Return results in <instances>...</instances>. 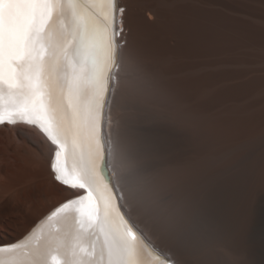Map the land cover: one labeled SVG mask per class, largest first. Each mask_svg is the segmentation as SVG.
<instances>
[{
  "label": "snow or ice",
  "instance_id": "snow-or-ice-1",
  "mask_svg": "<svg viewBox=\"0 0 264 264\" xmlns=\"http://www.w3.org/2000/svg\"><path fill=\"white\" fill-rule=\"evenodd\" d=\"M123 11L117 0H0V124L37 126L54 146L56 181L83 193L48 217L57 226L47 234L0 247V264H172L130 222L103 172L110 90L135 98L156 88L139 63L114 72ZM128 197L133 213L166 228L162 198L134 189Z\"/></svg>",
  "mask_w": 264,
  "mask_h": 264
},
{
  "label": "rangeland",
  "instance_id": "rangeland-1",
  "mask_svg": "<svg viewBox=\"0 0 264 264\" xmlns=\"http://www.w3.org/2000/svg\"><path fill=\"white\" fill-rule=\"evenodd\" d=\"M228 1L225 0L224 11L229 15L233 14L232 16H235V13L240 15L238 14L239 11L242 12L241 16L236 17L241 18V21L245 23L241 25L246 26L247 21V31H245V28H239L237 21L230 22L227 20L225 23L212 18L208 20L204 15L201 17L202 12L198 10V7H195L196 12L192 11L195 0H131L132 8L134 10L141 8L144 11L146 20L151 25L147 24L148 27H146L147 25L146 28L143 27L142 36L137 33L141 39L137 37L134 41L136 43H133L136 47L131 46V62L127 65V71L125 70L123 75L132 72L134 65L139 63L144 72L154 81L156 88L145 87L138 92L135 98H129L127 94L120 93L119 98L120 111L118 117L120 118V129L118 142L121 145L120 149L129 148L128 151H125L128 153L126 154L129 158L132 157L130 160L134 159L131 160L130 169L132 171L134 169L135 178L139 174L142 176L146 172L148 173L149 170L147 169L153 168L158 163L163 168L167 166L170 151L166 136L169 131L167 129L170 127H167V125L170 123L173 113L177 112L183 116L189 108H197L199 105L202 106L204 102L205 104L202 107L203 109L207 107L211 141L215 149L223 150V154L226 155L224 163L228 167L227 177L231 174L235 175L240 170L239 167L242 165L243 158L247 159L246 174L243 177L244 187L242 189V192L245 191L249 196L247 197V194L243 192L242 196L246 200H243V197L238 198L240 196L235 191L236 187L232 182H228V185L224 187L225 189L218 184L219 186H213L214 189L212 187L211 190L209 188V190L199 192L197 193L199 197L196 199L194 197L197 195L193 194L190 189H186L189 195H196L191 198L194 200H192L193 206L195 200H197L196 209L194 206L193 210L196 214H199L198 218L201 220L202 231L200 233L206 234L205 236L200 234V237L206 238L203 244L206 241V245L208 241L207 246H202L206 253L203 252L202 255L200 251L194 252L195 255L200 253L198 256L200 258L202 255V260L203 257L205 259L203 261L200 259V261L197 256V260L195 259L196 264L240 263L241 258L238 256L242 254L237 243L239 207L241 206L239 199L243 200L242 206L248 203L249 206H246L247 211H249L250 206H253V208L256 206V215L260 219L259 222L264 220V0H246V2L245 0H231L233 5ZM197 2L200 1L197 0ZM243 2L251 3L247 4V7L250 5L249 9L245 6V3L242 4ZM234 3H238V6L235 7ZM242 5L246 8H243ZM189 7L193 8L189 9ZM240 8L241 10H239ZM187 10L194 16L189 15ZM229 10L233 13L231 12V14ZM245 11L249 13H245ZM133 14L132 12L131 16ZM148 14L154 15V19L150 20ZM243 14H245V17ZM185 18L196 23H209V26L228 37H225V40L223 36L224 40L220 38L219 41L221 40V42L216 41L215 44H212L210 51L196 54L189 50L190 48H187L185 42L184 34L186 30L184 23L180 21ZM250 18H253V20ZM229 22L232 24L228 25ZM249 23L251 28L248 26ZM256 28L257 30H255ZM248 30L251 31L249 32L252 39ZM245 32H248V35ZM261 33L263 34L261 35ZM198 74L201 75L202 79L199 78L200 76L197 77ZM196 77L201 81H198ZM194 84H197L204 92L206 91L205 95L207 94V97L203 99L205 101L202 103V100L197 96L198 94L193 93V91L199 90L197 85L194 86ZM243 115L244 118L246 117L245 119ZM241 118L243 119L241 120ZM243 124L251 129L247 140H252L251 136L253 135H258L256 137L260 138L259 147H256L257 145L253 146L251 141L249 142L252 145L250 144L247 149L250 154L248 158L246 154L244 157L240 155V151H242L240 148V140L242 139L240 138V126H243ZM255 129H257V132H255ZM27 135L29 137L28 142L16 130L0 129V221L8 222L7 227L0 225V244H6L21 238L27 232L31 223L37 221L48 209L71 197L70 194L64 193L53 185L52 175L49 173L48 168L52 148L47 145L43 138L32 134L30 131L27 132ZM32 160L43 161L47 174H43L39 179H33L27 173L18 171L17 165L20 164L29 170L32 168L36 170L37 166L34 162H31ZM239 160L241 161L239 162ZM150 166L151 168H149ZM236 168L237 172L235 171ZM141 176L138 177L139 180L144 179L146 175ZM141 183H139V186L142 189ZM216 187H219V190ZM212 189L214 192H212ZM205 192L209 193L205 194ZM238 201L239 203H237ZM263 226V224L258 225L261 233H264ZM200 239L202 238L198 237V240ZM262 241L264 243V235L257 239L258 245H261ZM247 247L249 249L251 246ZM205 254L208 255L207 259ZM246 254L250 253L245 251L242 258L249 261L250 255L247 256ZM195 255L194 257H196Z\"/></svg>",
  "mask_w": 264,
  "mask_h": 264
},
{
  "label": "bare ground",
  "instance_id": "bare-ground-1",
  "mask_svg": "<svg viewBox=\"0 0 264 264\" xmlns=\"http://www.w3.org/2000/svg\"><path fill=\"white\" fill-rule=\"evenodd\" d=\"M199 1L200 2H197V0H195V4H193L192 6L194 7V9H195V7L196 8L198 7V10H200L202 12L201 17L204 15L206 17V19H208V20L212 18L213 20L224 21L225 23L227 22V20H229L230 22L237 21L238 27L239 28H245V31H247L246 30L247 21H246V26L241 25L243 23V21H241V18L236 17V16L242 15L241 14L242 12L240 13V11H239V10H241V8L238 10L239 11L238 14H240V15H236L237 13L234 12L235 16H232L233 11L229 10L230 13L232 12L231 13L232 15H229L224 11L225 0H199ZM229 1L232 3L233 0L232 1L229 0ZM245 2H246V0H245ZM245 2H243L242 4H244ZM250 2L245 3L246 4L245 6L247 7V4H249ZM186 3H187V1H186ZM135 5H137V4H135ZM229 5H231V4L229 3ZM232 5H233V3H232ZM117 6H118V8H123L124 11H123V14L118 12L117 17H116L117 26H118V28H120L122 26V30L119 31V33H118L119 42H120V46H121V53H120V57H119L120 66H119L118 70L116 69V70H114V72H116L118 74V77H122L124 71L125 70L127 71V69H126V67H128L127 65L131 62L130 61V58H131L130 49L132 47H136V46H134V44L136 43L134 41H136L137 37H139V35H141L143 27H145L147 24L148 25H151V24H150V22H148L146 20V18L144 16V11L141 8H138V9L136 8V10H134L132 8L133 6L131 4V0H117ZM234 6L235 7L238 6V3H236ZM193 7H189V9L190 8L192 9ZM246 7L243 6V8H246ZM249 7H250V5L247 8L249 9ZM243 8H242V11L244 10ZM194 9L192 11L196 12V9L195 10ZM248 11H251V10H248ZM248 11H245V13ZM132 12L134 13L133 16H131ZM187 12H188V10H187ZM187 12H185V14H187ZM188 13H189V15L191 14V12H188ZM191 15H193V14H191ZM243 15L245 17V14H243ZM153 16L154 15H152V14H148V17L150 20L154 19ZM196 17H197V15H196ZM244 17H243V19H245ZM253 18H250V19L253 20ZM247 19L249 20V18H247ZM180 21L184 23V27L186 30L184 36H185V42L187 44V48L188 49L190 48L189 50H191L192 52H194L196 54H200V53H204V52L206 53V52L210 51V49H211L210 46H212V44H215L216 41H219V39L224 36L223 35L224 33H221L220 31L209 26L208 25L209 23L208 24L201 23V22L196 23L192 20H189L188 18L182 19ZM199 21H202V20H199ZM249 21H251V20H249ZM230 22L228 25L232 24ZM251 23H252V21H251ZM243 24H245V23H243ZM148 25L146 27H148ZM249 25H251V24L249 23L248 26ZM257 26H258V24H257ZM255 30H257V28ZM260 30H262V29H260ZM249 31L250 30H248V32ZM137 33H139V35ZM262 34L263 33H261V35ZM240 35H241V33H240ZM242 35H243V33H242ZM249 35H251V33ZM246 36H243V37H246ZM258 36H260V35H258ZM225 37H226V35L223 38L225 39ZM230 37H232V36L230 35ZM251 39H252V35H251ZM219 42H221V40ZM236 43H237V41H236ZM125 49L127 51H124ZM211 54H212V50H211ZM254 74H255V72H254ZM201 75L198 74L197 77L200 76L199 78L202 79ZM197 77H196V79H198ZM200 79H198V81H201ZM191 85H190V87H191ZM196 85L194 84V86H196ZM198 85H199V83H198ZM198 85H197V87H198ZM228 85H229V83H228ZM195 89H197V88H195ZM232 89H233V87H232ZM192 90H194V89H192ZM227 91H228V89H227ZM205 92L200 88H199V90L197 89V91H193V93L195 95L198 94L197 96L200 98V100H202L201 103L204 102L205 100L203 101V99H206L205 97H207L206 96L207 94L205 95ZM119 98H120V92L119 91H111L110 90L109 96H108V101L106 103V108H105L104 134H105V141H106V153H107L106 155H107V162H108L107 164L110 167V172L112 174L115 185H116V187L120 193V196L123 197V199H121V202H120L122 205V209L124 211H126V214L130 217V220L132 222H134L135 226L144 235V237L147 239L149 244L152 245L155 249H157L163 255L168 256L171 259L172 264H176V261H180L181 264H196L195 261L197 260L196 259L197 256L200 255L201 252H202V255H203V252L206 253V251L202 249V246L205 245V243H206V241H205L203 244V241H204V239L206 240V238L203 239L202 236L200 237V234L204 235V236L206 234L200 233L202 231L201 225H200L201 220H200V218H198L199 214H196L195 211L193 210L194 208L196 209L197 200H195L196 202L194 204V206H195L194 207L193 202H192L193 199H191V198H193V196L197 195L196 197H194L196 199L197 197H199L197 193L205 191L207 189L209 190V188L211 190V188L215 185H217V186L220 185L221 188H224L225 186L228 185V182H232V183H234V185L236 187V188L234 187L236 189L235 191H237L238 195L240 196L238 198L243 197V200H246V199H244V196H242V194H244L246 192L243 191L244 192L243 193L242 189L244 187L243 186V177H244V174H246L245 169H246V162H247L246 160L247 159L243 158L242 165H240L241 167H239L240 170L237 172L236 171L237 168L235 169V171L237 172L235 175L231 174L232 175L231 176L228 173L230 176L227 177L228 167L224 163L226 160V157H225L226 155L223 154V152H222L223 150L220 151L218 149H215L214 145L211 141V137H210V131L211 130L209 127L210 123L208 121V116H207L208 112H206L207 107H204L205 110L202 107L203 104H205V102H204V103H202V106L199 105V107H197V108H194V107L189 108L188 111L183 116L177 112L173 113V117H172L170 123L167 125V127L168 126L170 127L167 129L169 131H168V134L166 135L168 138V141H169V150H170L167 166L163 168L160 163L156 164L153 168H151V166H150L149 168H151V169H147V170H149L148 173L146 172V174H144L142 176L139 174V176H141V177L146 175L144 177V179L139 180L138 174H137V176H138L137 178H135L136 174L135 175L133 174L134 169H133V171L130 169V165H131L130 163L132 160V159L130 160V158H132V157L130 156V158H129V156H127L128 153L126 152V151H128L127 149H129V148L125 149L126 151L123 148H122L123 150L120 149L121 145L119 144L120 142H118V140H119L118 139V136H119L118 133H119V129H120V127H119L120 118L118 117L119 111H120ZM243 118H244V115H243ZM243 118H241V120ZM217 126H218V124H217ZM226 126H227V124H226ZM230 126H231V124H230ZM1 127L6 128L7 130H11V131L16 130L20 134V136L22 138H24L27 142L29 141V137H27L28 136L27 132H29V131L32 134L43 138L46 141L47 145L52 148L48 168H49V173H51V175H52V180L54 183L53 185H55L54 187H56L57 189H60L64 193L70 194L69 196H71L70 198H67L64 201L60 202L59 204L55 205L54 207L48 209V211L45 212L44 214H42L38 218L37 221H35L34 223H31L27 232L21 238L15 240V241L6 243V244H0V247H3V246H8V245L23 243V242L28 240V237L31 236L33 232H38L41 229H43L44 233L47 234L50 230L54 229L57 226L55 224V221L48 222V217L51 216L52 213L55 212L57 210V208H59L63 203L67 202L69 199L74 198L76 195H81L83 193L81 190H71V189L67 188V186L62 185L60 182L56 181L55 173L51 170V167H50L51 159L54 156V146L51 145L50 141L47 140L46 136L40 131V129L37 126L19 123V124H14L12 126L0 124V129H3ZM232 127H234V126H232ZM249 130L251 131L250 127H248L244 124H243V126H240V133H241L240 138H242L240 140L241 141L240 142V148L242 150V151H240V153H241L240 155H243L242 157H244V155L246 154L247 158H248V155H250L249 150L247 152L248 146L252 143L253 146L257 145L256 147H259L258 143H260V138L256 137L258 135H256V136L253 135V136H251L252 140H250L251 143L249 144L250 141L247 140V136H249V133H251ZM252 132H254V131H252ZM255 132H257V129H255ZM159 133H161V132H159ZM243 138H244V140H243ZM262 142H263V140H262ZM123 145H125V144H123ZM136 147H137V145H136ZM124 148H126V147H124ZM145 148H143V149H145ZM250 149H252V148H250ZM137 154H140V153H137ZM232 160H234V159H232ZM240 161L241 160H239V162ZM31 162H34L36 164V166H37L36 170L37 171L34 170L33 168L31 170H29V169L25 168L24 166H22L21 164L17 165L18 171L21 173H27V175L33 179H39L40 177L43 176V174L44 175L47 174L46 166L43 163V161L32 160ZM138 168H140V167L138 166ZM230 171H232V170H230ZM140 182H142L141 183L142 189L139 186ZM143 184H144V186H143ZM187 188H188V190L190 189V191L196 195H193V196H192V194L189 195L187 190H186ZM216 188H218V190H219V187H216ZM133 189L141 194V198H143V196H145V195H148V196H153V197L158 198V199L162 198L166 202L164 204V207H165L166 213H167V226H166V228L161 229L158 226V222L155 220V218L148 216L147 214H145L143 212H137V213L132 212V205L129 202L128 192L133 190ZM213 189H214V187H213ZM212 192H214V190ZM206 193L207 192H205V194ZM247 197H249L248 194H247ZM247 197H245V198H247ZM243 200L239 199V201L241 202V206L239 207L240 213H239V219H238V232H237L238 233V235H237L238 236V238H237L238 242L237 243L239 246V250L241 251V254H242V255L238 256L241 258V261H239L240 262L239 264H264V243H263V241H262L261 245H258V243H257V239L264 235V233H261L259 231V227H258V225H260V224L264 225V220L261 219L263 221L259 222L260 219H258V217L256 215V213H257L256 206H254V208H253V206H250V208H248L249 211H247L246 206L248 205V203H247V205L242 206ZM199 201H200V199H199ZM239 201L237 203H239ZM247 201H248V199H247ZM260 218H261V215H260ZM263 228H264V226H263ZM203 231H204V229H203ZM198 237L202 238V239L198 240ZM207 244H208V241H207ZM207 244L205 246H207ZM247 246H251V247L248 249ZM195 251H198V252L200 251V253L198 255L197 254L195 255L194 254ZM245 251L250 253V254H248V255H250V259L248 258L249 261H246L242 258L244 256L243 254ZM207 254H205L206 256L204 255L206 257V259L208 256ZM194 255L196 257H194ZM201 256H200V258L198 256L199 260L201 259ZM210 259H211V257H210ZM203 260H205L204 257H203ZM238 260H239V258H238Z\"/></svg>",
  "mask_w": 264,
  "mask_h": 264
},
{
  "label": "water",
  "instance_id": "water-1",
  "mask_svg": "<svg viewBox=\"0 0 264 264\" xmlns=\"http://www.w3.org/2000/svg\"><path fill=\"white\" fill-rule=\"evenodd\" d=\"M107 101H108V99H107ZM106 103H107V102H106ZM105 108H106V105H105ZM4 124L9 125L8 123H4ZM107 163H108V162H107V155H106L105 165H104V168H103V172H104V175H105L106 179H108L113 185H115V182H114V180H113L112 174H111V172H110V167L108 166ZM115 190H116V192L118 193V190H117L116 185H115ZM122 211H124V210L122 209ZM126 215H127V214H126ZM130 222H132V221L130 220ZM135 227H136V226H135ZM146 242L149 243V242L147 241V239H146ZM151 246H152V245H151ZM152 247H153V246H152Z\"/></svg>",
  "mask_w": 264,
  "mask_h": 264
}]
</instances>
